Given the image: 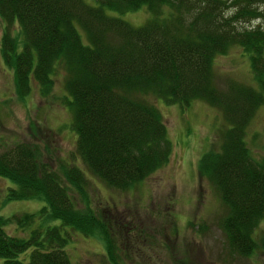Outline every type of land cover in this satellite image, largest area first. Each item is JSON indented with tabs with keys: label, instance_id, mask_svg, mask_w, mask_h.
Masks as SVG:
<instances>
[{
	"label": "trees",
	"instance_id": "trees-1",
	"mask_svg": "<svg viewBox=\"0 0 264 264\" xmlns=\"http://www.w3.org/2000/svg\"><path fill=\"white\" fill-rule=\"evenodd\" d=\"M255 2L0 0L1 56L13 69L15 92L22 98L32 81L46 95L63 66L75 150L95 176L120 190L164 165L172 153L162 114L145 95L181 104L202 99L220 108L225 123L218 143L202 153L198 169L227 206L220 224L229 250L250 256L264 252V145L255 157L246 140L247 125L264 103V27L251 23L263 11ZM142 6L149 14L140 25L108 13ZM15 24L18 31L12 34ZM234 45L248 54L256 86L234 79L217 85L213 59ZM0 175L16 184L5 200L44 201L36 212L0 213L4 264H73L64 249L69 234L59 225H40L26 237L4 229L12 221L25 227L37 217L59 219L85 236L99 235L110 263L125 264L116 231L124 220L93 209L83 168L64 167L65 183L39 158L36 144L16 141L0 149ZM30 247L28 259L20 258Z\"/></svg>",
	"mask_w": 264,
	"mask_h": 264
},
{
	"label": "rangeland",
	"instance_id": "rangeland-1",
	"mask_svg": "<svg viewBox=\"0 0 264 264\" xmlns=\"http://www.w3.org/2000/svg\"><path fill=\"white\" fill-rule=\"evenodd\" d=\"M263 15L251 23L264 27V0H255ZM140 25L149 12L145 6L118 13ZM4 21L0 17V42ZM17 34L18 25H13ZM65 69L58 66L54 83L41 95L35 82L22 98L15 92L13 69L5 65L0 51V149L6 144L26 141L37 145L39 158L65 180L64 167L77 165L86 172L89 203L97 212H110L116 226L118 252L125 264H264V252L250 256L232 253L221 228L227 206L216 187L199 173L202 153L218 143L219 129L225 121L222 110L202 99L189 104L169 103L153 94L145 95L160 110L172 142L170 159L144 179L125 190L108 186L95 176L76 152V133L72 128L71 95L64 86ZM217 85L229 79L256 86L249 57L242 46L234 45L213 59ZM246 140L255 157L263 153L264 103L255 111L246 129ZM16 184L0 175V213L3 215L36 212L44 201L39 198L5 200L9 187ZM72 194L73 189H69ZM78 197V195H77ZM80 206L83 204L77 202ZM109 214V215H110ZM115 216V217H114ZM57 224L69 234L64 247L73 264H111L99 235L85 236L62 224L59 219L35 221L21 227L16 221L4 225L12 235L29 236L40 225ZM32 247L19 254L27 260ZM0 264H4L0 257Z\"/></svg>",
	"mask_w": 264,
	"mask_h": 264
}]
</instances>
